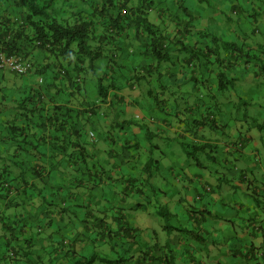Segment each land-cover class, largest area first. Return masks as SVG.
Returning a JSON list of instances; mask_svg holds the SVG:
<instances>
[{
    "label": "crops",
    "instance_id": "1",
    "mask_svg": "<svg viewBox=\"0 0 264 264\" xmlns=\"http://www.w3.org/2000/svg\"><path fill=\"white\" fill-rule=\"evenodd\" d=\"M100 1L68 0L69 5L88 12ZM112 1L115 16L122 3L132 4L135 0ZM207 3L151 0L148 20L160 29L168 61L156 65L149 50L153 36L144 32L138 38L134 28H126L118 36V46L116 43L96 59L94 73L82 78L78 92L73 71L61 74L62 66L44 48L26 47L30 50L26 57L33 67L25 74L0 69V171L7 170L14 185L21 182L33 189L17 197L5 192L3 196L14 198L18 206L7 207L0 199V214L10 222L19 216L27 219L23 233L36 238L29 258L39 264H88L91 260L96 264V259L100 263L109 253L114 259L125 256L126 264H165L168 253L175 264H264V161L261 163L259 157L264 155V109L250 115L260 100L264 102V76L258 72L259 62L264 64V0ZM183 8L195 17L187 36L182 30L189 17ZM22 18L17 0H0V39L7 33L5 28ZM200 31L208 35L201 38L203 43L219 35L228 42L244 43L245 49L255 54L249 62L239 59L226 74L233 80L222 97L225 102L215 94L217 64L203 57L194 65L185 60L182 47L196 43L195 33ZM97 76L103 83L116 85L108 90L106 102L97 94ZM232 99L238 105L243 103L245 114L241 117L234 118L230 110L224 109ZM87 102L99 110L94 116H81L77 129L90 155L88 164L95 166L102 183L77 188L73 158L77 137L64 119L74 123V112L90 108ZM66 108L72 110L70 116ZM208 111H213L215 128L198 123L192 126L193 120ZM24 114L30 119L25 120ZM117 122L119 129L114 130ZM16 124L27 125L25 133L36 141L37 148L16 151L8 132ZM219 130L227 131L228 142L208 135L219 134ZM182 142H216L221 152L214 164L202 166L196 161L194 168L187 156L176 159L180 150L186 152L176 146ZM240 162L243 167L238 165ZM175 167L180 171L179 178L173 174ZM231 167L237 173L228 178L226 172ZM165 179L171 181L169 186L164 184ZM75 190L112 231L120 226L117 217L125 215V221L135 228L134 235L121 234L98 243L93 241L96 236L92 231L83 233L84 223L64 231V221L75 219L74 214L60 212V206H51L50 210L45 200L58 196L74 199ZM233 197L234 204L230 205ZM199 200L201 208L196 215L191 210L195 207L192 202ZM44 214L54 219L53 226L44 228ZM169 221L176 228L170 232L163 224ZM55 228L60 230L55 232ZM164 230L166 236L159 237ZM1 233L0 224V251ZM63 238L74 251L70 256H65V247L59 251ZM170 245L174 248L166 249ZM10 264L25 261L12 259Z\"/></svg>",
    "mask_w": 264,
    "mask_h": 264
},
{
    "label": "trees",
    "instance_id": "2",
    "mask_svg": "<svg viewBox=\"0 0 264 264\" xmlns=\"http://www.w3.org/2000/svg\"><path fill=\"white\" fill-rule=\"evenodd\" d=\"M199 1L204 2V0ZM113 3L112 0H102L99 5L93 6L88 12V10H79L69 5L70 3L68 0H17V5L22 9L23 18L21 22L16 23L10 28H5L7 33L0 39V54L6 57H16L17 59H28L26 56L29 54L30 50H27L26 47L30 45L31 48H44L52 53L60 63V66H62L61 74H68V72L70 73L73 71V76L75 78L73 84H75V90L77 92L80 91L82 78H85L88 74L94 73L96 59L103 57L108 49H110L111 46H115L116 43L118 46V36L126 28H134L136 31L135 35L138 38H140L141 34L144 32L152 35L153 37L149 44V50L156 59V65L168 61L169 55L165 49V41L161 36L160 29L148 20L151 0H135L132 4L122 3L118 7V13L115 16L111 11ZM183 10L186 16L189 17V20L185 22V27L182 30L183 33L185 32V36H187V32L191 31L189 27L191 25V19L193 20L195 17L189 14L186 8H183ZM195 34L196 38H198L196 43H185L182 47L185 60L193 64L203 57L206 62L217 64L219 69L217 87L220 91H225L231 86L233 80L232 78H227L228 76L226 77V74L236 66L239 59L249 62L248 59L254 57L255 54L245 49L244 43L228 42L216 36L211 37V42L203 43L201 38H205V36L207 37L208 35L203 31L196 32ZM28 60L31 61L30 59ZM32 67L33 62L31 61V67L28 71H30ZM258 72L264 76V64L262 62L258 64ZM147 73L149 74V72ZM96 78L99 79L97 94L102 102H106L105 99L108 90L116 87V85H114V83L106 84L101 82L102 77L100 76ZM144 80L149 83V80L145 78ZM150 92L151 90L148 91V93ZM88 103L89 102H87V104ZM88 107L90 108H84L74 112V123L71 122L70 118L64 119L65 125L68 124L67 126L71 133H74V137H77L74 142V144L77 143V151H74L73 157L77 188L93 187L102 183L100 182L101 178L95 174V166H90L88 164L90 155L87 153L86 144L82 140L80 141L79 138L81 135L77 129V127H79L78 119L81 116L88 117L90 114L94 116L99 110V107H94L91 104H88ZM65 110L67 111L66 114L70 116L69 113L72 112V110L68 108ZM212 113L213 111H208L200 118H196L192 121V126L198 123L212 129L215 128V122L211 117L214 116ZM24 116L25 120L30 119L27 114H24ZM117 124L119 125V122L114 124V130L119 129L116 128ZM27 128V125L18 126L17 124L11 125L8 128L11 139L16 143L15 149L17 152H23L25 149H31L32 147L37 148L36 141L34 142L33 139L31 141L29 136L26 135L25 130ZM208 145V143L189 144L187 142H182V147L187 153L190 152L187 150L190 146H192L194 151H199ZM33 171L37 172V169H33ZM99 175H102V172ZM20 178L23 179L24 175H21ZM14 181V179L9 177L7 170L0 171V199L4 200L3 203L7 207H15L18 206V204L17 202H15V204L13 203L14 198H5L3 196L5 192L7 196L12 192L13 196L17 197L22 194L25 195L27 190L30 189L28 184L24 185L18 182L16 183L17 185H14ZM55 195L57 196L59 194L55 193ZM78 195H80V191L75 190L74 199L71 197L60 199L58 196V199H52L48 202L45 200L50 210L51 206H54V209L60 206V212L67 215L74 214L75 219L70 218L64 221V231L67 229L71 231V227L75 226L76 223H84L86 226L85 229L82 228L83 233L88 235V233L92 231L96 236L93 241H97L98 243L102 242L105 238L113 239L121 234L122 236L134 235L135 228L131 227V225L125 221V215L117 217L120 224V226H118L119 231H112L103 217H99L97 214L93 213L94 210L91 208L89 209ZM68 203H70L69 205L72 207L66 206ZM72 208H74V210H72ZM81 211L85 212L83 216L80 215ZM161 215L165 217L168 216L167 214H162V212ZM43 217H46L44 228L53 226L51 222L54 219L50 215L49 218L45 214ZM25 222L27 223V219L23 218V216H19L14 222H10L8 218L0 214V224L2 226L1 240H3V249L0 251V264H10L12 259L14 261L23 259L25 264H39L37 263L38 261L33 260L31 257L29 258L36 238L32 235H24L23 229L26 227ZM165 229H168L170 232L176 228L171 225H166ZM39 230H35V234H40L41 231ZM55 230V232H58L60 229L55 228ZM48 237L50 238V235H47V238ZM66 243V239L63 238L59 251L62 247H65V256H70L74 251L69 245L66 246ZM112 245L114 248L115 244ZM56 254L60 256L59 253ZM173 259V255L167 253V262H165V264H175ZM125 261V256L118 255L114 260L109 258L106 260L104 259L100 261L99 264H112V262H114L113 264H126ZM87 263L95 264L92 260Z\"/></svg>",
    "mask_w": 264,
    "mask_h": 264
},
{
    "label": "rangeland",
    "instance_id": "3",
    "mask_svg": "<svg viewBox=\"0 0 264 264\" xmlns=\"http://www.w3.org/2000/svg\"><path fill=\"white\" fill-rule=\"evenodd\" d=\"M211 0H204V2L203 1H199V0H197V2L200 4V5H208V3L207 2H210ZM209 4H212V2L211 3H209ZM219 32H216L215 33V35L216 34H218ZM216 37H218V38H221V37H219V35H216ZM222 39V38H221ZM217 83H218V76H217V79H216V82H215V84H214V87H215V94L217 95V99L218 100H220L221 102H225L224 101V99L222 98V97H224L223 95H226V92L225 91H220L219 89H218V87H217ZM231 88V86H229L228 87V89H230ZM211 96V95H210ZM260 100V99H259ZM234 102V100L232 99L229 103H228V105L226 106V107H224V109L226 110V111H228V110H230L231 112H232V115H233V117L235 118L236 116L238 117H241V115L242 114H245L244 112V105H243V103H239V105H238V103H233ZM260 102H261V104H256L255 106H254V112L253 113H250V115L251 116H253V114L256 112L257 114L260 112V110L261 109H264V102H262L261 100H260ZM218 133L219 134H214V133H212V134H208V135H210V136H212V137H215V138H219V139H221L222 140V143H226V142H228V140H229V136L227 135L228 133H227V131H223L222 132V130H219L218 131ZM178 148L179 147H181L182 145H176ZM239 146V145H238ZM187 150L188 151H190L189 153H187V152H185V154H182V150H180V154L179 155H177V157H176V159H179V158H181V157H188L189 158V160H188V162H191L192 163V165H193V167L194 168H196L197 167V164H196V161H198L202 166H205V164H214L215 163V161H214V159H217L218 158V152H219V154H220V152H221V147H220V144H218V143H216V142H212L211 144H209L208 146H206V147H204L203 149H200L199 151H194L193 150V148H192V146H190V147H188L187 148ZM168 153H170L171 154V152H170V150L168 151ZM246 153H248L249 155H250V157L251 158H253L252 156H251V152L250 151H246ZM260 159H261V163H263V161H264V155L263 154H260ZM238 165L240 166V167H243V163H238ZM227 166H229V165H227ZM230 170L231 171H227L226 172V175H227V177L228 178H232L233 177V173H237L236 172V170L235 169H232V167L230 168ZM173 174H174V176L176 177V178H179V177H177L178 176V173L180 172L179 171V169L177 168V167H175L174 169H173ZM218 171H220V173H225V171L224 170H220V169H218ZM223 171V172H222ZM189 172H193V169H191L190 168V170H189ZM223 176V175H222ZM172 178V180H173V177H171ZM164 181V184L166 185V186H169L170 184V180H168V179H165V180H163ZM161 182V181H160ZM162 183V184H161ZM159 185H161V187L162 188H164V184H163V182H161ZM233 190V189H232ZM234 197H236V195L234 196ZM234 197L233 198H231L230 199V201H229V203H230V205H233L234 204ZM192 204H194L195 205V207L194 208H192L191 210H194L195 211V214L197 215V213H198V210H200V208H201V206H200V200L198 201V202H192ZM181 218L183 219L184 217L181 215ZM167 219H168V216H167ZM173 222L171 221H169V222H165V223H163L164 224V226L165 225H169V224H172ZM166 234H167V231L166 230H164V231H160L159 232V237H162V235H164V236H166ZM175 236H172L171 235V238L173 239ZM172 248H174L172 245H170V246H168V248H166V249H168V250H170V249H172ZM167 250V251H168ZM107 258H105V259H114L113 258V256L112 255H110L109 253L107 254ZM96 263H98L99 264V262L97 261V259H96Z\"/></svg>",
    "mask_w": 264,
    "mask_h": 264
},
{
    "label": "built area",
    "instance_id": "4",
    "mask_svg": "<svg viewBox=\"0 0 264 264\" xmlns=\"http://www.w3.org/2000/svg\"><path fill=\"white\" fill-rule=\"evenodd\" d=\"M31 67V61L28 59L16 58V57H6L0 54V68H7L16 73H26ZM91 135H93L91 133Z\"/></svg>",
    "mask_w": 264,
    "mask_h": 264
}]
</instances>
